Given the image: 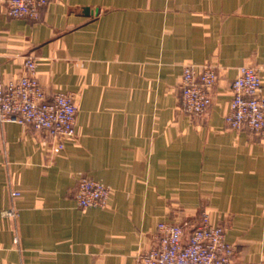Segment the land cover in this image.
Wrapping results in <instances>:
<instances>
[{
  "label": "crops",
  "instance_id": "1",
  "mask_svg": "<svg viewBox=\"0 0 264 264\" xmlns=\"http://www.w3.org/2000/svg\"><path fill=\"white\" fill-rule=\"evenodd\" d=\"M27 57L49 96L76 94L77 133L54 153L44 132L0 122V264H138L160 222L192 229L203 211L235 264H264V136L225 123L239 69L264 65V0H51L38 20L0 0L3 80ZM206 64L213 103L190 117L183 71ZM82 176L109 189L105 207L79 208Z\"/></svg>",
  "mask_w": 264,
  "mask_h": 264
},
{
  "label": "built area",
  "instance_id": "2",
  "mask_svg": "<svg viewBox=\"0 0 264 264\" xmlns=\"http://www.w3.org/2000/svg\"><path fill=\"white\" fill-rule=\"evenodd\" d=\"M51 0H6V13L13 18L38 20ZM37 61L27 57L22 73L4 81L0 71V122H16L44 132L55 142L54 153L65 149L66 141L76 137L77 99L74 92L49 96L37 77ZM264 65L244 66L231 85L232 99L225 123L231 131L264 136ZM219 81L218 69L211 64L198 68L186 66L182 77L180 107L190 117L207 114L213 103L212 90ZM20 192L14 191L13 198ZM81 209L105 207L109 189L89 176L78 180L75 190ZM2 217L16 219L11 208ZM235 245L227 241V229L214 223L211 214L201 213L200 222L188 230L181 221L160 222L150 247L138 264H235Z\"/></svg>",
  "mask_w": 264,
  "mask_h": 264
},
{
  "label": "rangeland",
  "instance_id": "3",
  "mask_svg": "<svg viewBox=\"0 0 264 264\" xmlns=\"http://www.w3.org/2000/svg\"><path fill=\"white\" fill-rule=\"evenodd\" d=\"M190 229H191V227L189 226L188 230H190Z\"/></svg>",
  "mask_w": 264,
  "mask_h": 264
}]
</instances>
